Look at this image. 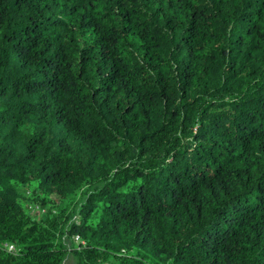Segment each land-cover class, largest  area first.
Returning <instances> with one entry per match:
<instances>
[{
	"label": "trees",
	"instance_id": "1",
	"mask_svg": "<svg viewBox=\"0 0 264 264\" xmlns=\"http://www.w3.org/2000/svg\"><path fill=\"white\" fill-rule=\"evenodd\" d=\"M67 253L264 264V0H0V264Z\"/></svg>",
	"mask_w": 264,
	"mask_h": 264
},
{
	"label": "rangeland",
	"instance_id": "2",
	"mask_svg": "<svg viewBox=\"0 0 264 264\" xmlns=\"http://www.w3.org/2000/svg\"><path fill=\"white\" fill-rule=\"evenodd\" d=\"M27 196H28V195H24V194H22V195H21L22 198H21V201H20V202H22L23 204H27V203H29L30 201H29V199H28ZM28 210H29V211H28ZM28 210H27V214L29 215V217H32V218H35V219H37V218L39 217L38 214H36L35 212L30 211L29 208H28ZM61 264H76V261H75V258H74L71 254H68V253H67V254L64 256V258H63Z\"/></svg>",
	"mask_w": 264,
	"mask_h": 264
},
{
	"label": "built area",
	"instance_id": "3",
	"mask_svg": "<svg viewBox=\"0 0 264 264\" xmlns=\"http://www.w3.org/2000/svg\"><path fill=\"white\" fill-rule=\"evenodd\" d=\"M28 208L30 209V211L35 212L38 215H43L45 213V209L42 208V207H39L37 205H30V206H28ZM73 240H74V242L76 244L79 242V239L77 238V236H73ZM4 248L7 251H13L14 250L13 245L12 244H9V243H5L4 244Z\"/></svg>",
	"mask_w": 264,
	"mask_h": 264
}]
</instances>
